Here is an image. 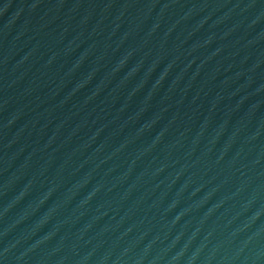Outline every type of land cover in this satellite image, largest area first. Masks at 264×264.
I'll list each match as a JSON object with an SVG mask.
<instances>
[{"label": "water", "instance_id": "obj_1", "mask_svg": "<svg viewBox=\"0 0 264 264\" xmlns=\"http://www.w3.org/2000/svg\"><path fill=\"white\" fill-rule=\"evenodd\" d=\"M0 264H264V0H0Z\"/></svg>", "mask_w": 264, "mask_h": 264}]
</instances>
